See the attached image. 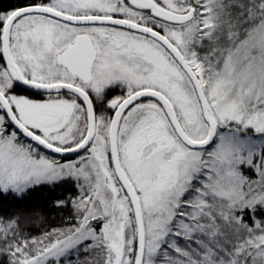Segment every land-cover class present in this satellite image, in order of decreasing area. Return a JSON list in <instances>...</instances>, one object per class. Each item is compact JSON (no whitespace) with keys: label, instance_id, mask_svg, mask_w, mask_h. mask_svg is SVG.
<instances>
[{"label":"snow or ice","instance_id":"obj_1","mask_svg":"<svg viewBox=\"0 0 264 264\" xmlns=\"http://www.w3.org/2000/svg\"><path fill=\"white\" fill-rule=\"evenodd\" d=\"M61 183L0 264H264V0L0 10V196Z\"/></svg>","mask_w":264,"mask_h":264},{"label":"trees","instance_id":"obj_2","mask_svg":"<svg viewBox=\"0 0 264 264\" xmlns=\"http://www.w3.org/2000/svg\"><path fill=\"white\" fill-rule=\"evenodd\" d=\"M27 0H0V10L10 9L24 4ZM22 94L28 95L27 91ZM75 195V189L70 183H61L59 186H41L30 192L25 199L13 196H0V217H10L15 214L27 216L25 232L32 235L51 228L61 227L70 218L71 208L56 207L57 200H67Z\"/></svg>","mask_w":264,"mask_h":264},{"label":"flooded vegetation","instance_id":"obj_3","mask_svg":"<svg viewBox=\"0 0 264 264\" xmlns=\"http://www.w3.org/2000/svg\"><path fill=\"white\" fill-rule=\"evenodd\" d=\"M34 98H40V97H34Z\"/></svg>","mask_w":264,"mask_h":264}]
</instances>
